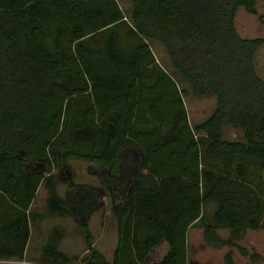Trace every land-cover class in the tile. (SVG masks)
<instances>
[{"label": "trees", "instance_id": "trees-1", "mask_svg": "<svg viewBox=\"0 0 264 264\" xmlns=\"http://www.w3.org/2000/svg\"><path fill=\"white\" fill-rule=\"evenodd\" d=\"M130 1L126 16L118 0H0V258L22 260L38 220L84 216L103 192L117 223L111 261L80 220L89 256L101 264H188V229L209 202V246L246 253L236 241L264 227L262 189L247 179L248 162L264 170V80L255 70L264 40L234 24L237 7L255 13L256 0ZM151 41L194 94H214L200 122L188 121L185 88ZM227 124L243 130L244 143L224 139ZM69 157L99 165L103 186L66 176L60 195L54 170L65 174ZM42 183L40 212L30 207ZM62 235L53 225L38 264H70ZM224 260L235 264L230 251Z\"/></svg>", "mask_w": 264, "mask_h": 264}, {"label": "rangeland", "instance_id": "rangeland-1", "mask_svg": "<svg viewBox=\"0 0 264 264\" xmlns=\"http://www.w3.org/2000/svg\"><path fill=\"white\" fill-rule=\"evenodd\" d=\"M120 6L126 14L130 13L131 1L118 0ZM256 12L250 13L243 6H238L234 15V24L237 32L243 37H262L264 40V0H256ZM155 58L164 66V68L174 76L177 84L185 88L183 99L187 110L188 121L193 125L203 120L209 115L215 104L213 93H207L197 96L191 90L190 84L175 71L169 61L164 46L157 41L150 43ZM255 70L264 80V42L257 49L255 54ZM223 137L226 140H237L245 142L243 130L240 127L230 124L222 127ZM66 173L55 169L57 178L58 193L65 196L67 181L65 177L70 176L77 185L90 187H101L102 181L98 172L99 165L93 161L69 157L65 160ZM137 168V161L132 163ZM247 179L257 189H262L264 195V170L256 163L248 162ZM214 167V166H213ZM124 172V173H123ZM123 175H128L127 167L123 170ZM107 176V174H101ZM129 180V179H128ZM131 180V179H130ZM129 183V181H127ZM47 188L42 183L34 198L32 210L44 211L46 207ZM98 206L86 210L84 216L79 213L78 216L72 213L66 215L54 214L45 215L32 226L31 247L28 255L31 261L37 263L43 260L39 247L44 243L52 226L57 224L63 229V235L59 247L71 259L70 264H101L89 256V251L85 244V231L81 226L80 220L83 219L93 235L94 246L103 254L105 260L111 261L113 250L117 242V223L114 219L111 208L112 202L104 194L100 196ZM215 203L209 202L203 207V217L196 221L188 229V264H226L224 254L227 251L232 253L235 264H264V227L257 229H245L241 238L236 242L244 246L246 253H242L236 246L212 247L203 240V222L211 220ZM218 233L226 238L229 236V228H218ZM251 252H258L261 257L258 260H252ZM44 261V260H43ZM47 262V261H46ZM17 259L0 261V264H22ZM36 263V264H37ZM30 264H34L31 263Z\"/></svg>", "mask_w": 264, "mask_h": 264}, {"label": "crops", "instance_id": "crops-1", "mask_svg": "<svg viewBox=\"0 0 264 264\" xmlns=\"http://www.w3.org/2000/svg\"><path fill=\"white\" fill-rule=\"evenodd\" d=\"M131 10H132V5H131ZM131 10H130V13H131ZM124 13H125V12H124ZM130 13H129V14H126V13H125V15H126V16H129ZM102 195H103V194H102ZM33 202H34V201H33ZM33 202L31 203V207H32V205H33ZM31 207H30V208H31ZM42 244H43V243H42ZM41 246H42V245H41ZM41 246L39 247L40 251H41ZM30 247H31V234H30V237H29V239H28V241H27V244H26V247H25L24 257H23V259L20 260V261H22L23 263H29V264H30V262H31V263L36 264V263H37L36 260H34V262H32V261H31L32 259H30V257L27 256V255H28V251L30 250ZM13 259H16V258H14V257L0 258V261H5V260H8V261L12 260V261H13ZM17 260H18V259H17ZM37 264H38V263H37Z\"/></svg>", "mask_w": 264, "mask_h": 264}]
</instances>
